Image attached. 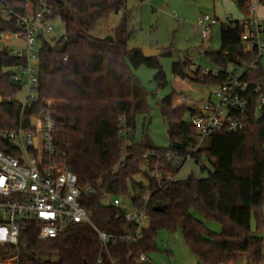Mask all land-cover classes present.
<instances>
[{"label":"trees","instance_id":"obj_1","mask_svg":"<svg viewBox=\"0 0 264 264\" xmlns=\"http://www.w3.org/2000/svg\"><path fill=\"white\" fill-rule=\"evenodd\" d=\"M26 1L8 0L12 8L20 11ZM47 1L54 18L64 25L63 35L41 47L38 63L39 102H52L54 156L76 174L78 184L100 180L99 191L81 200L91 212L97 229L111 236L131 226L124 221L119 208L102 203L103 194H133L135 207L146 203L149 225L136 243L110 238L102 244L96 231L86 224H74L54 238L38 239L39 226L29 220L20 229L16 245L0 244V259L15 257L13 264H94L101 256L102 264H134L140 253L156 248L159 230L180 228L185 244L200 264H234L241 258L247 264H261L264 261V235H259L264 231V111L255 115L251 109L243 130L216 133L207 138L203 150L193 151L197 133L183 120L188 108L185 104L172 106L174 96L168 95L161 100L160 111L167 122L169 146L161 149L144 137L136 139L134 116L146 113L147 106L146 91L133 69L141 65L154 68L153 78L158 86L166 83V77L156 57H145L141 49L127 47L132 31L126 0ZM233 1L245 16V4L249 0ZM258 1L264 5V0ZM120 11L122 15L112 35L97 37L91 33L99 19ZM9 28L12 25L0 14V29ZM242 31L239 25L221 23L219 49L206 53L218 66V74H204L196 68L195 81L221 83L230 65L240 66L251 60L252 54L243 51ZM162 53L170 55L169 51ZM188 61L173 62V75L186 78ZM19 63L17 58L0 52V131L15 128L20 122L26 124L34 112L26 107L20 116V103L15 99L20 88L10 79V67ZM247 77L253 82L264 81L260 63ZM122 115L131 128L132 141L126 148L122 166L115 168L122 156L117 134L118 118ZM2 147L4 142L0 138ZM149 151L190 154L196 163L204 153L212 169L205 178H196L191 172L184 179L157 182L150 174L153 160L148 162L147 170L141 166L142 155ZM181 167L170 170L176 173ZM139 173L146 183L135 178ZM193 211L206 220L218 221L220 231H210L193 216Z\"/></svg>","mask_w":264,"mask_h":264},{"label":"built area","instance_id":"obj_2","mask_svg":"<svg viewBox=\"0 0 264 264\" xmlns=\"http://www.w3.org/2000/svg\"><path fill=\"white\" fill-rule=\"evenodd\" d=\"M245 6L247 14L240 20L226 16L220 22L208 14L198 17L197 26L203 39L215 23L241 26L243 51L252 54L248 63L230 65L225 80L213 84L217 88L207 94L205 101L195 102L189 97H179L180 104H192L187 112V123L195 129L200 139L219 132H239L246 127L251 109L255 115L264 111V81L253 82L247 77L248 72L256 70L264 56V24L258 17V0H249ZM0 14L12 25V28L0 29V40L20 42L18 48L6 49L7 55L20 61L10 67L11 81L25 91L24 101L19 102L20 116L26 107L34 109L26 124L20 122L15 128L0 131V138L4 142V147L0 148V244L16 245L20 229L29 220L39 226L38 239L54 238L74 224H86L96 231L102 244H106L110 238L128 243L138 242L149 225L146 203L135 207L131 198L133 207L125 211L120 207L122 196L103 194L102 203L119 208L124 221L131 224L117 234L108 235L95 227L91 212L81 204L83 198L99 191L100 180L78 184L76 174L54 156L52 102L45 100L41 104L38 98L40 49L52 39L55 30L53 22L57 20L53 16L52 6L47 0H38L37 3L28 0L20 11L12 8L8 0H0ZM209 72L218 74V70L203 71L204 74ZM253 99L255 101L251 107ZM130 130L125 116H119L117 134L122 156L115 168L121 167L126 157V148L132 141ZM142 158L144 168L153 160L150 174L157 182L174 181L178 179L179 171L173 173L170 168L183 166L190 154L178 156L170 151H149ZM138 190V187L134 189L135 192ZM102 263L101 256L94 262ZM134 264L155 263L147 253H140L134 259Z\"/></svg>","mask_w":264,"mask_h":264},{"label":"rangeland","instance_id":"obj_3","mask_svg":"<svg viewBox=\"0 0 264 264\" xmlns=\"http://www.w3.org/2000/svg\"><path fill=\"white\" fill-rule=\"evenodd\" d=\"M126 10L128 12V25L132 31V36L127 42L129 49L148 47L158 49L162 52L169 51L170 55L160 53L157 58L166 77V83L158 86L154 80L155 69L141 65L133 69V74L143 85L146 91V113H137L134 116V137L139 139L144 137L154 146L161 149L169 146L167 134V122L161 114L160 102L168 95H172V106H180L179 97L185 96L192 101L201 102L207 99V94L216 90L213 84H204L200 79L195 81L189 78H180L173 75L171 66L178 60L188 61L185 69L193 72L196 68L204 70H217L218 66L206 54L214 52L220 46L221 23L229 16L230 18L240 17V8L233 0H126ZM204 14L215 16L220 22L215 23L206 38L200 35V28L197 26L198 17ZM122 15L111 12L107 17L97 21L91 33L97 37L112 35L113 28L117 25ZM258 17L264 24V5L258 6ZM55 27L52 35V42L64 33V25L59 20H54ZM20 42L16 40L3 42L0 40V52L6 48L8 51L16 49ZM261 66L264 70V56L261 59ZM25 91L19 90L15 99L24 101ZM2 97L0 96V101ZM189 114L183 115V120L188 122ZM131 132V130H130ZM207 145V138L200 139L197 136L196 143L192 150ZM142 159L141 166L144 168ZM205 166L206 170L200 167ZM212 169L211 163L204 153L200 155L196 163L193 158H188L180 168L177 177L184 179L189 173H193L196 178H205L208 170ZM137 180L146 183V179L141 173L135 176ZM122 196L120 207L122 210L132 209L131 197ZM264 208V205H263ZM264 211V209H263ZM193 216L204 222L205 226L213 232H219L221 224L215 220H206L196 211ZM252 229L255 225L251 223ZM264 235V231L260 232ZM148 258L155 264H200L197 258L185 244L180 228L174 231L161 229L156 235V248L147 252ZM12 258L0 259V264H13ZM234 264H247L245 258L239 259ZM264 264V261L261 263Z\"/></svg>","mask_w":264,"mask_h":264},{"label":"water","instance_id":"obj_4","mask_svg":"<svg viewBox=\"0 0 264 264\" xmlns=\"http://www.w3.org/2000/svg\"><path fill=\"white\" fill-rule=\"evenodd\" d=\"M1 52H2V54H5L6 53V48H4ZM141 52H142L143 56H145V57H153V56L159 55L162 51H160L158 49H151V48H148V47H144V48L141 49ZM185 75L191 80H195L196 79V76L193 74V72H191L189 70L185 71ZM187 108L191 109L192 108V104L191 103L188 104Z\"/></svg>","mask_w":264,"mask_h":264},{"label":"crops","instance_id":"obj_5","mask_svg":"<svg viewBox=\"0 0 264 264\" xmlns=\"http://www.w3.org/2000/svg\"><path fill=\"white\" fill-rule=\"evenodd\" d=\"M241 15L242 16H240V17H236V18H233V19H235V20H240V19H242L243 17H244V14L243 13H241ZM162 53V52H161ZM260 65H261V60H260Z\"/></svg>","mask_w":264,"mask_h":264}]
</instances>
